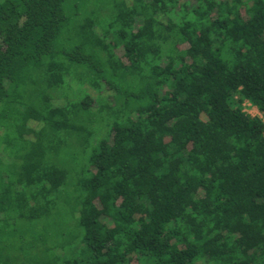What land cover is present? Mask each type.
I'll return each mask as SVG.
<instances>
[{"label":"trees","instance_id":"obj_1","mask_svg":"<svg viewBox=\"0 0 264 264\" xmlns=\"http://www.w3.org/2000/svg\"><path fill=\"white\" fill-rule=\"evenodd\" d=\"M0 264H264V0H0Z\"/></svg>","mask_w":264,"mask_h":264},{"label":"rangeland","instance_id":"obj_2","mask_svg":"<svg viewBox=\"0 0 264 264\" xmlns=\"http://www.w3.org/2000/svg\"><path fill=\"white\" fill-rule=\"evenodd\" d=\"M244 108L247 114L259 115V111L254 106H252L249 102H246V101L244 102Z\"/></svg>","mask_w":264,"mask_h":264},{"label":"built area","instance_id":"obj_3","mask_svg":"<svg viewBox=\"0 0 264 264\" xmlns=\"http://www.w3.org/2000/svg\"><path fill=\"white\" fill-rule=\"evenodd\" d=\"M256 108V107H255ZM257 109V108H256ZM252 116H254V115H252Z\"/></svg>","mask_w":264,"mask_h":264}]
</instances>
